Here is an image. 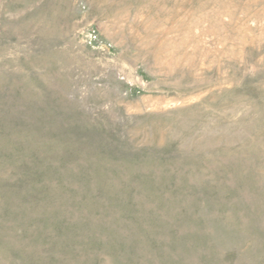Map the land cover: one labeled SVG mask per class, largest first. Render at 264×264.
<instances>
[{
  "label": "rangeland",
  "instance_id": "rangeland-1",
  "mask_svg": "<svg viewBox=\"0 0 264 264\" xmlns=\"http://www.w3.org/2000/svg\"><path fill=\"white\" fill-rule=\"evenodd\" d=\"M0 264H264V0H0Z\"/></svg>",
  "mask_w": 264,
  "mask_h": 264
}]
</instances>
